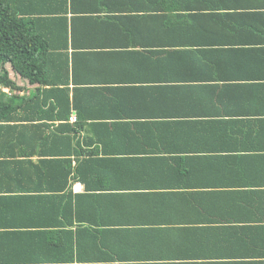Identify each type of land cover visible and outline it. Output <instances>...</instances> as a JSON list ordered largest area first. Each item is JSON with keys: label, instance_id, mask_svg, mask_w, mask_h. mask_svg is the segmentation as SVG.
<instances>
[{"label": "crops", "instance_id": "obj_1", "mask_svg": "<svg viewBox=\"0 0 264 264\" xmlns=\"http://www.w3.org/2000/svg\"><path fill=\"white\" fill-rule=\"evenodd\" d=\"M55 8L81 175L71 208H0V264H264V0Z\"/></svg>", "mask_w": 264, "mask_h": 264}, {"label": "trees", "instance_id": "obj_2", "mask_svg": "<svg viewBox=\"0 0 264 264\" xmlns=\"http://www.w3.org/2000/svg\"><path fill=\"white\" fill-rule=\"evenodd\" d=\"M59 1L0 0V87L8 89L0 90V208L73 206V194L60 193L81 175L71 158H79V143L69 123L81 90L72 99L74 25L55 8ZM8 65L34 88L19 86ZM25 175L40 177V184L29 188Z\"/></svg>", "mask_w": 264, "mask_h": 264}, {"label": "built area", "instance_id": "obj_3", "mask_svg": "<svg viewBox=\"0 0 264 264\" xmlns=\"http://www.w3.org/2000/svg\"><path fill=\"white\" fill-rule=\"evenodd\" d=\"M77 116L75 114L71 115L70 121L71 122H77ZM72 191L74 193H80L83 191V186L80 183H76L72 185Z\"/></svg>", "mask_w": 264, "mask_h": 264}, {"label": "rangeland", "instance_id": "obj_4", "mask_svg": "<svg viewBox=\"0 0 264 264\" xmlns=\"http://www.w3.org/2000/svg\"><path fill=\"white\" fill-rule=\"evenodd\" d=\"M0 90H3L4 92H8V89L0 87Z\"/></svg>", "mask_w": 264, "mask_h": 264}]
</instances>
